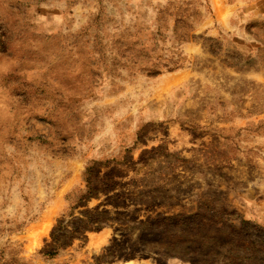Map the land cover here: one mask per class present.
<instances>
[{
	"label": "rangeland",
	"instance_id": "1",
	"mask_svg": "<svg viewBox=\"0 0 264 264\" xmlns=\"http://www.w3.org/2000/svg\"><path fill=\"white\" fill-rule=\"evenodd\" d=\"M0 264H264V0H0Z\"/></svg>",
	"mask_w": 264,
	"mask_h": 264
},
{
	"label": "trees",
	"instance_id": "2",
	"mask_svg": "<svg viewBox=\"0 0 264 264\" xmlns=\"http://www.w3.org/2000/svg\"><path fill=\"white\" fill-rule=\"evenodd\" d=\"M98 161H93L91 164L88 165L86 172H85V180L87 182V188L86 190H82L80 189V195H78L77 197V203H81L83 201H86L88 199H90L91 197L96 195V187L92 185V180H91V176L93 174H95V170H96V165H97ZM84 215V214H83ZM87 215V213H86ZM176 217V216H174ZM167 219H171V221H174V218H164L162 219V221H165ZM77 220V224L74 225V231L73 232H69L66 233L65 231V226H63V222H59V225L56 226L53 231H52V237L54 239V241L56 243H60L62 242L65 238L67 237H71V235L79 232V231H86V230H95V229H100L102 227H104V220L99 217V215H95V216H88V219H83V217H79L76 219ZM103 220V221H102ZM61 227V228H60ZM171 246H169L167 249H165V252L167 254H169L170 256H182L181 253H179L178 251L175 250V246H178V242L176 243H170ZM193 243H191L192 247ZM59 248L62 247V244H60V246H58ZM57 248V249H59ZM57 249L55 250H51V252H49V254L51 256L57 254ZM190 254L194 255L196 254L194 249L190 250ZM192 258V257H189ZM204 262H207L206 259L204 260Z\"/></svg>",
	"mask_w": 264,
	"mask_h": 264
}]
</instances>
